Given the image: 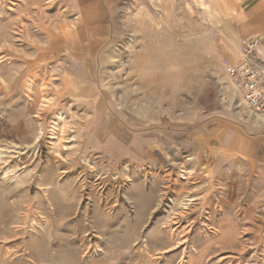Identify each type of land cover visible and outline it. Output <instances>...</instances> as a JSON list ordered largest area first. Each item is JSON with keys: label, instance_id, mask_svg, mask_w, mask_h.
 <instances>
[{"label": "rangeland", "instance_id": "rangeland-1", "mask_svg": "<svg viewBox=\"0 0 264 264\" xmlns=\"http://www.w3.org/2000/svg\"><path fill=\"white\" fill-rule=\"evenodd\" d=\"M100 2L80 88L73 0H0V264H264L254 175L204 127L246 119L225 68L264 0Z\"/></svg>", "mask_w": 264, "mask_h": 264}, {"label": "crops", "instance_id": "crops-1", "mask_svg": "<svg viewBox=\"0 0 264 264\" xmlns=\"http://www.w3.org/2000/svg\"><path fill=\"white\" fill-rule=\"evenodd\" d=\"M100 3V0H73L71 6L79 13L78 24L72 30L63 31L61 39H58V47L62 46L65 52L68 79L71 78L70 82L76 87H87L93 83L105 60L102 50L107 43V25L100 26L99 20L93 16L94 11L102 12ZM235 55V61H238L237 48ZM241 107L246 119H242L243 116L231 120L211 116L206 119L204 127L214 125L216 129L213 132L220 128L217 136L223 151L233 152L247 166V173L254 175L259 200L264 204V120Z\"/></svg>", "mask_w": 264, "mask_h": 264}, {"label": "built area", "instance_id": "built-area-1", "mask_svg": "<svg viewBox=\"0 0 264 264\" xmlns=\"http://www.w3.org/2000/svg\"><path fill=\"white\" fill-rule=\"evenodd\" d=\"M239 59L225 68L238 101L264 120V48L258 38L240 40L236 45Z\"/></svg>", "mask_w": 264, "mask_h": 264}]
</instances>
